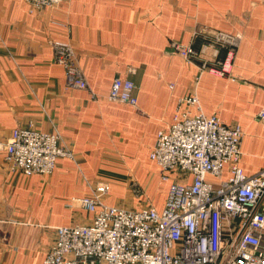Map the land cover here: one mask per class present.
I'll list each match as a JSON object with an SVG mask.
<instances>
[{"label":"crops","instance_id":"crops-1","mask_svg":"<svg viewBox=\"0 0 264 264\" xmlns=\"http://www.w3.org/2000/svg\"><path fill=\"white\" fill-rule=\"evenodd\" d=\"M217 30L243 36L233 76L203 72L196 91L205 114L241 126V165L256 174L264 169V0H71L55 10L0 0V140L16 127L57 130L75 154L48 176H28L0 153V264H43L57 226L92 217L72 200L99 182L111 186L108 205L163 209L170 182L151 152L199 74L170 44L199 46ZM56 40L74 45L91 90L68 86ZM117 76L136 83L137 107L108 97Z\"/></svg>","mask_w":264,"mask_h":264},{"label":"built area","instance_id":"built-area-1","mask_svg":"<svg viewBox=\"0 0 264 264\" xmlns=\"http://www.w3.org/2000/svg\"><path fill=\"white\" fill-rule=\"evenodd\" d=\"M26 1L32 8L55 10L71 0ZM242 40L239 33L217 30L205 33L199 46L170 44V51L195 64L199 74L151 152L162 180L170 182L163 209L108 205L111 186L99 182L89 195L72 200L92 217L57 226L43 264H264V169L252 175L244 171L241 126L205 114L196 91L203 72L233 76ZM53 47L68 86L91 90L74 45L56 40ZM136 88L134 80L117 76L108 97L137 107ZM258 116L264 125V108ZM0 153L28 176H48L60 158L75 159L57 130L31 127L14 128L7 142L0 140Z\"/></svg>","mask_w":264,"mask_h":264},{"label":"rangeland","instance_id":"rangeland-1","mask_svg":"<svg viewBox=\"0 0 264 264\" xmlns=\"http://www.w3.org/2000/svg\"><path fill=\"white\" fill-rule=\"evenodd\" d=\"M167 182H169V181H166V183H167ZM164 186H165V183L162 185V187H164Z\"/></svg>","mask_w":264,"mask_h":264}]
</instances>
